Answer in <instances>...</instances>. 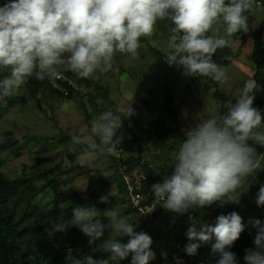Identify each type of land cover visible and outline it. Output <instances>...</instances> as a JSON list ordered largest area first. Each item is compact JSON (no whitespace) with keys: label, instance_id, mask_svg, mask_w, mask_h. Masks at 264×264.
<instances>
[{"label":"clouds","instance_id":"obj_1","mask_svg":"<svg viewBox=\"0 0 264 264\" xmlns=\"http://www.w3.org/2000/svg\"><path fill=\"white\" fill-rule=\"evenodd\" d=\"M254 4L255 0H5L0 4V69L10 71L0 79V102L15 94L27 77L58 80L71 72L87 78L98 69L111 67L116 52L135 56L140 38L150 36L158 20L173 25L164 55L169 66L179 67L186 77L227 83L228 76L213 55L230 46L226 37L247 32L245 13ZM217 22L224 36L216 34ZM256 86L255 80H246L236 102L229 99L227 111L219 119L208 118L186 129L172 174L151 186L155 199L162 201L160 206L183 215L197 206L204 208L217 201L223 206L233 201L225 196L235 192L256 168V148L249 141L264 147L262 114L253 107ZM182 115L187 118V111ZM121 127L120 115L111 110L99 114L90 129L85 126L71 137L74 144L87 145L77 159L92 160L110 152L122 140L117 136ZM101 202L109 203V197H101ZM255 202L264 207V184ZM107 219L109 223L104 225L94 206H76L70 220L52 225L57 233L79 228L90 245L103 238L106 227L111 229L103 243L108 259L95 260L89 255L77 259L69 250V264H120L130 255V264L155 260L149 234L137 232L132 222L114 212ZM249 223L257 234L254 247L245 250L244 264H264V222L250 219ZM244 230L236 212L218 216L214 225L191 224L184 252L195 256L202 245L214 240L211 253L219 257L217 264H240L229 249ZM121 237H128L127 243H121ZM161 256L167 260L166 253ZM173 259L175 264H183L180 258Z\"/></svg>","mask_w":264,"mask_h":264},{"label":"trees","instance_id":"obj_2","mask_svg":"<svg viewBox=\"0 0 264 264\" xmlns=\"http://www.w3.org/2000/svg\"><path fill=\"white\" fill-rule=\"evenodd\" d=\"M4 2L5 0H0V4ZM249 12L245 13L248 16L247 32L240 31L235 33L234 37L239 38L242 43L251 37L250 60L255 67L254 80L256 81V85L260 87V92L253 103V107L261 111L264 107V19L259 28L255 29L252 34H249L253 21V17ZM166 21L167 20H160L159 23H166L167 27L172 29L173 25ZM161 24L157 26V29H162ZM248 35H250V37H248ZM156 36V33H152L147 37L154 40L157 39ZM140 44L147 45V39L140 38ZM167 51L168 49L161 52L158 48H148V53L146 54L138 48L136 55L130 56L134 59H138L135 61L136 65L139 64L141 66L140 68L143 70H152L154 67L161 68L164 74L161 89L164 93V109L170 123L175 127H170L165 118L160 116L152 129L146 132L145 138L150 143L149 147L142 146L143 139L133 137L137 144V155L126 158L109 156L116 162V165L114 166L113 174H110V176L104 180H99L101 186L96 181V186L90 181V186L88 187L89 191L84 197L80 189L72 184V176H68L61 181H57L55 177L47 178V175L57 170H61L67 174V172L71 170V166L69 167V165L73 159L72 155H69L67 158H65L67 155H64L59 164L51 166L46 171H44V169L39 174L29 178L8 179L0 171V264H69V262L66 261L69 250H71L72 255L77 259H83L86 255L92 256L95 260L108 259V253L104 252L103 249L104 238L90 245L89 237L84 235L79 228L71 227L66 232L57 233L52 231V225H55L61 220H70L72 209L76 206H94L98 211H101L111 200H109V203H102L101 197L96 194V189L98 186H109L111 181H114L117 188L121 191V206H119V210L116 211V214L121 217H126L128 215L138 226L137 232L143 231L149 234L153 240L152 249L159 245L164 247L165 243H171L174 244V250L176 251L175 257L180 258L183 264H217L219 257L211 253V246L212 243L215 242L214 240L209 244L202 245L198 249L205 257H201V255L198 254L195 256H188L184 252V247L188 243L186 232L191 224H196L197 226L201 224L214 225L218 216L228 215L232 212L238 213L243 219L244 215L250 212V210H248L250 206L259 208L253 200L261 184H264V147L254 145L252 141H249V144L256 148L257 154L255 170L243 181L248 187L246 200H241L239 202L227 201L223 206L221 202L217 201L204 208H200L199 206L192 208L183 215L170 213L160 206V204L154 210L152 217L134 218L135 210L132 208L130 202V193L126 188L125 176L135 168H139L145 176V181L142 183L144 189L155 183H162L167 167L172 165L169 159L170 154L177 151L180 143L185 139L182 137L179 125H177V115L172 105V93L169 88L176 72L175 69L170 68L166 62L164 55H166ZM230 60L231 59L227 58L226 54L220 53L216 56L214 62L219 65H227ZM97 71L100 72L99 70ZM68 73L69 77L76 81L81 87V90H71L68 96L64 97L49 87L47 78L40 80L33 75L30 76L28 78L29 81L26 82V87L29 90L27 98L12 95L5 98L6 105L9 107L22 106L27 103V99L30 97L36 98L40 94L44 95L45 92L54 93L60 95L63 100L78 103L84 118H87V120L90 119L93 115L91 107L92 110H95L94 108L96 107H94L92 102V97L97 94H94V90H96V92L104 90L93 82L92 77L94 74L87 78H79L75 76L74 73ZM127 73L128 72H126V74ZM124 74L120 73V76ZM2 78L3 76L1 75L0 79ZM207 88L208 87H206V89ZM214 98L221 103V116L225 113L223 96L215 92ZM95 113H99V111L97 110ZM121 118L123 120L122 127H124L121 129H125L127 128V120L123 116H121ZM128 131L130 134H133L130 129ZM33 139L36 138L33 137ZM39 139L42 140L41 144H48L50 142V139ZM67 140L72 141L71 137H68ZM178 141L180 142L179 144L177 143ZM75 145H78L80 150H85L87 148V145ZM23 148L22 142L12 139L0 140V155L8 152L13 155V158L21 159L24 155L21 152ZM115 149L123 152L126 151L125 145L121 142L115 145ZM30 154L33 155L35 153L30 152ZM105 155H109V153L107 152ZM122 156H124V154ZM163 159L165 160L162 161ZM33 160L34 163H30V166L36 167L37 165L40 166L49 163L52 160V156L48 155ZM158 162H161V164ZM2 164L3 161L0 160V169ZM21 167L22 169H27L29 166L21 164ZM45 177L47 179H45ZM37 179L44 181L41 185H36L35 181ZM47 188L51 189V200L49 203H41L40 198L47 194L45 193ZM225 198H228V196L226 195ZM113 199L116 200V198ZM101 221L104 225H108L109 223L107 218L101 217ZM158 225H162V227L159 229L157 228ZM108 231L109 228L106 227L104 236ZM256 234L257 230H252L245 226V230L241 233L240 238L234 242V245L229 249L236 254L240 264H244L243 258L245 250L254 247L253 237L256 236ZM173 258L174 257L169 260V264H175ZM130 261L131 255L128 259L120 261V264H130Z\"/></svg>","mask_w":264,"mask_h":264},{"label":"rangeland","instance_id":"obj_3","mask_svg":"<svg viewBox=\"0 0 264 264\" xmlns=\"http://www.w3.org/2000/svg\"><path fill=\"white\" fill-rule=\"evenodd\" d=\"M249 14L253 17L249 32V34H252L255 29L259 28L264 19V0H255L254 7ZM159 21H157L153 31V33L157 34V39L152 40L147 36L141 37L142 39H147L148 44H140L139 50H142L146 54L148 53V48H158L161 52L168 49V40L172 33L171 28L167 27L166 23L161 24ZM166 22L171 24L168 20ZM159 24L162 25V29H157ZM214 28L217 35H225L220 22H217ZM209 34L212 33L210 32ZM234 35L226 37L229 40L230 46L217 49L213 55L214 61L220 53L226 54L227 58L231 59L227 65H221L228 76L227 83H218L209 78L186 77L183 75L182 69L177 66L168 65L170 68L175 69L176 72L169 89L172 93V105L177 115V125H179L183 138H185L184 133L186 129L191 126H195L208 118L215 117L219 119L221 103L214 98L215 92L223 96L225 103L229 99L235 103V98L239 95V90L243 87L244 82L248 79L254 80L255 67L250 60L251 37L248 35L250 38L242 43ZM130 55L132 54L116 52L110 62L111 67H107L104 70L98 69L100 72L96 70L93 73V82L107 92H96L94 90V94H97L92 97V102L94 107H96L94 108L95 110H92L91 107L93 115L88 120L84 118L78 103L63 100L60 95L54 93L45 92L44 95L40 94L36 98L30 97L27 99V103L22 106L9 107L6 105V102H0V140L12 139L22 142L24 146L21 150L24 154L21 159L13 158V155L8 152L0 155V160L3 161L0 171L4 176L8 179L29 178L39 174L44 169L46 171L51 166L59 164L64 155H67L65 158L72 155L73 159L69 165V167L71 166V170L67 174L61 170H57L47 175V178L55 177L57 181H61L68 176H72V184L77 186L85 197L89 191L90 181L95 186L97 183L100 185L99 180H104L110 174H113L116 162L109 156L126 158L137 155V144L133 137L143 139L142 146L149 147L150 143L145 138L146 132L152 129L160 116L165 118L170 127H175L170 123L164 109V93L161 90L164 74L161 68L154 67L152 70H143L139 64L136 65L135 61L138 59H134ZM9 71V69H0V76L4 77L8 75ZM126 72L128 73L126 74ZM120 73L125 74L120 76ZM28 78L25 79V82L13 96L27 98L29 95V90L26 87V82L29 81ZM206 87L208 88L206 89ZM259 92L260 87L257 85L254 101L257 99ZM131 108L132 115L128 117ZM97 110L99 113H95ZM107 110H111L127 120V128L120 129L117 132V136H122L120 142L125 145L126 151L123 152L114 147L108 152L109 155H98L92 160L81 161L77 159L84 150H80L78 145H75L72 141H68L67 138L80 134V130L85 128V126L90 129L92 121L99 114ZM185 110L188 113L187 118L182 115ZM224 111L226 113V107ZM261 114L262 123H264V107L261 110ZM121 121L123 123L122 118ZM129 129L133 134L129 133ZM33 137L36 139H33ZM39 138L50 139V142L48 144H41L42 140ZM177 143L179 144L180 142L178 141ZM177 151L172 152L169 156L170 164L172 165L167 167L165 176L172 174ZM30 152H34L35 154L31 155ZM123 154L124 156H122ZM48 155L52 156V160L49 163L37 165L36 167L30 166V163H34L33 159ZM161 162L158 163L161 164ZM21 164L28 165L29 167L22 169ZM47 178L45 177V179ZM43 181L37 179L35 184L41 185ZM100 186L97 187L96 194L99 197L108 196L109 200H111L108 205H105L99 211L101 217L108 218L113 212L116 213L119 210V206H121V191L117 188L114 181H111L107 187ZM45 193L47 194L41 196V198L39 197L41 203H49L51 200V189L47 188ZM247 195L248 187L243 182L235 192L227 194L234 202L246 200ZM113 198H116V200ZM253 201L256 203L255 198ZM248 210L250 212H247L242 220L246 227L253 230L255 228L249 223L250 219H260L264 222V209L263 207L253 208L250 206ZM125 218L134 224L137 231L138 226L134 223V220L128 215ZM161 227L162 225H158L157 228L160 229ZM110 235L111 229L103 237V243L109 239ZM119 239L121 243H127L128 237H121ZM254 239L255 236L253 237V241ZM152 251L155 253L156 258L150 264H169V260L176 255L174 244L171 243H165L164 247L159 245L153 248ZM161 253L167 254V260L162 258ZM197 254L205 257L199 250ZM109 255L108 253V257Z\"/></svg>","mask_w":264,"mask_h":264},{"label":"built area","instance_id":"obj_4","mask_svg":"<svg viewBox=\"0 0 264 264\" xmlns=\"http://www.w3.org/2000/svg\"><path fill=\"white\" fill-rule=\"evenodd\" d=\"M65 79H47L48 85L59 94L67 97L71 90L79 91L81 87L76 81L65 73ZM85 100V98H84ZM86 101V100H85ZM87 103V102H86ZM88 104V103H87ZM89 106V105H88ZM145 181L144 174L139 168H135L125 176V184L127 191L130 193V202L134 211L135 217H152L154 210L162 201L156 200L151 190V186L143 188L142 183Z\"/></svg>","mask_w":264,"mask_h":264}]
</instances>
